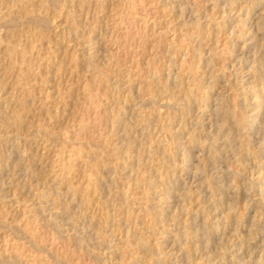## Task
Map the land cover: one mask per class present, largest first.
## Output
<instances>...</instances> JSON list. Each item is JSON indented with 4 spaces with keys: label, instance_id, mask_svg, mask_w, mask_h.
Instances as JSON below:
<instances>
[{
    "label": "rangeland",
    "instance_id": "obj_1",
    "mask_svg": "<svg viewBox=\"0 0 264 264\" xmlns=\"http://www.w3.org/2000/svg\"><path fill=\"white\" fill-rule=\"evenodd\" d=\"M258 1L0 0V264H264Z\"/></svg>",
    "mask_w": 264,
    "mask_h": 264
},
{
    "label": "bare ground",
    "instance_id": "obj_2",
    "mask_svg": "<svg viewBox=\"0 0 264 264\" xmlns=\"http://www.w3.org/2000/svg\"><path fill=\"white\" fill-rule=\"evenodd\" d=\"M258 1V0H257ZM259 3L260 2H262V0H260V1H258ZM256 3V2H255ZM253 6V3H251L250 5H249V7H248V10H251L250 8ZM189 12V11H188ZM199 19V18H198ZM196 21V20H195ZM244 22V21H243ZM263 25V24H262ZM258 28V27H257ZM243 34V33H242ZM256 41V40H255ZM262 44V43H261ZM258 46H260V45H258ZM261 49V48H260ZM263 50V49H262ZM261 51V50H260ZM261 53V52H260ZM264 55V54H263ZM262 62V61H261ZM263 62H264V60H263ZM257 69V68H256ZM250 70V69H249ZM262 92V91H261ZM264 93V92H263ZM258 102H260V101H258ZM258 108H259V106H258ZM259 109H261V108H259ZM259 111V110H258ZM222 117V116H221ZM220 119V118H219ZM213 126V125H212ZM262 133V132H261ZM257 135H258V133H257ZM232 138V137H231ZM228 145V144H227ZM226 148V147H225ZM201 149V148H200ZM228 149V148H227ZM247 150V149H246ZM210 151V150H209ZM264 151V150H263ZM203 154V153H202ZM190 155V154H189ZM219 156H221V155H219ZM211 159V158H210ZM220 159V158H219ZM210 162V161H209ZM187 163V162H186ZM185 163V164H186ZM218 163V162H217ZM219 163H220V161H219ZM183 164H184V161H183ZM221 164V163H220ZM189 165V164H188ZM210 165V164H209ZM212 167V166H211ZM195 172V171H194ZM195 174H196V172H195ZM186 177V176H185ZM219 180V179H218ZM236 181V180H235ZM229 183V182H228ZM174 184V183H173ZM181 184V183H180ZM211 184V183H210ZM181 186V185H180ZM178 187V186H177ZM222 190V189H221ZM171 193V192H170ZM246 193V192H245ZM170 197V196H169ZM248 197V196H247ZM221 206V205H220ZM178 208H180V207H178ZM182 208V207H181ZM182 210V209H181ZM197 213V212H196ZM230 218V217H229ZM232 218V217H231ZM238 219V218H237ZM205 220V219H204ZM239 222V221H238ZM227 223V222H226ZM229 224V223H228ZM242 224V223H241ZM237 225V224H236ZM226 226V225H225ZM230 226V225H229ZM250 226H251V224H250ZM193 227V226H192ZM215 227V226H214ZM191 228V227H190ZM194 228V227H193ZM254 228V227H253ZM263 228V227H262ZM192 229V228H191ZM216 229V228H215ZM225 229V228H224ZM264 229V228H263ZM189 230V229H188ZM262 230V229H261ZM186 231V230H185ZM205 231V230H204ZM250 231V230H249ZM255 231V230H254ZM187 232V231H186ZM193 232H194V230H193ZM209 232V231H208ZM214 232V231H213ZM190 233V232H189ZM192 233V232H191ZM211 233V232H210ZM209 233V234H210ZM236 233V232H235ZM212 235V234H211ZM236 235V234H235ZM249 236H251V237H249V240L251 239H253V240H255V238H256V233H253V234H249ZM178 237V236H177ZM193 237H194V235H193ZM202 237V236H201ZM204 237V236H203ZM238 238H239V236H238ZM203 240H204V238H203ZM219 240V239H218ZM248 240V239H247ZM207 241H208V239H207ZM222 241V240H221ZM199 243V242H198ZM201 243V242H200ZM205 243V242H204ZM208 244V243H207ZM207 244H205V246H204V244H203V247L205 248L206 247V245ZM215 244V243H214ZM219 244V243H218ZM221 244V243H220ZM195 245V244H194ZM225 244H223V246H224ZM241 245H242V243H241ZM247 245V244H246ZM201 246V245H200ZM200 246H198V247H200ZM208 246V245H207ZM221 246V245H220ZM223 246H221L220 247V249L223 247ZM228 247V246H227ZM230 247H231V245H230ZM247 247V246H246ZM200 248H202V246L200 247ZM206 248H208V247H206ZM218 248H219V245H218ZM192 249V248H191ZM196 249V248H195ZM198 249V248H197ZM209 249V248H208ZM222 249H224V248H222ZM206 250V249H205ZM183 251V250H182ZM191 251V250H190ZM240 251V250H239ZM194 252V251H193ZM201 252V251H200ZM202 252H203V250H202ZM201 252V253H202ZM205 252V251H204ZM213 253V252H212ZM262 253V252H261ZM194 254V253H193ZM192 254V255H193ZM210 254H211V251H210V249L204 254V256H205V258H209L210 257ZM220 254V253H219ZM218 254V255H219ZM261 255V254H260ZM199 256H200V254H199ZM203 256V255H202ZM202 256H200V257H202ZM250 256V255H249ZM155 257V256H154ZM188 257V256H187ZM190 257V256H189ZM200 257H199V259H200ZM212 257V256H211ZM222 257H224V256H219V258H220V261L217 263V264H226V262H225V260L224 259H222ZM248 257V256H247ZM259 258H257L258 260H257V263L258 262H260V261H262V259L264 258L263 257V255H261V256H258ZM186 258V257H185ZM190 258H192V256L190 257ZM203 258V257H202ZM198 259V258H197ZM204 259V258H203ZM210 259V258H209ZM215 259V258H214ZM192 260V259H191ZM196 260V259H195ZM231 260V259H230ZM264 260V259H263ZM200 261V260H199ZM205 261V260H204ZM212 261V264H216V263H214V261L213 260H211ZM227 261V260H226ZM229 261V260H228ZM232 261V260H231ZM185 262V261H184ZM230 262V261H229ZM177 263H178V261H177ZM188 263V262H187ZM232 263V262H231ZM183 264V263H182ZM228 264V263H227ZM247 264V263H246Z\"/></svg>",
    "mask_w": 264,
    "mask_h": 264
}]
</instances>
